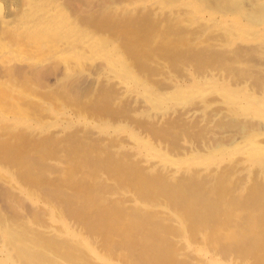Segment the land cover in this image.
<instances>
[{"label":"bare ground","instance_id":"1","mask_svg":"<svg viewBox=\"0 0 264 264\" xmlns=\"http://www.w3.org/2000/svg\"><path fill=\"white\" fill-rule=\"evenodd\" d=\"M219 1H220L219 3H222L223 5L222 4H218V1H216L218 6L222 5L223 8H222V6H219L221 8L216 6L215 0H0V34L2 33V30H3L4 26L7 27V28L8 27L15 28L17 26H13V25H15L16 23L19 22L20 26H19V29H18V33L20 31V32H22L24 34H27L28 37L31 39L30 40L31 42L35 41L34 44H36V42H38L39 44L40 43L42 44V42H43V43H45V45L48 46V51L46 50V54L45 55L40 52L41 49L39 47L38 48L35 47L37 50L40 49V50H38L39 51L38 52L39 55H37L38 56V60L35 61V59H34L33 63L29 62L30 64L28 62H26L29 65L28 64H23V63H25V61L24 62H22V61L21 62L13 61L14 63L13 62L10 63L9 61H7L8 63L5 64V67H3L4 64L2 66L0 65V76H2L4 73L6 75H7V73L8 74L10 73L9 75L12 74V77H16V78H22L23 77V78H25V75L26 76H27V74L29 75V73L32 71L31 68H34L35 66H37V65H39L41 63L43 65L44 61H40L41 59L42 60L47 59L45 56L48 55V54L54 55L53 53H56V52L59 54L61 49L63 50V53L61 55L62 56L64 55V58H67V60L77 59V57L75 56V54L77 55V52L76 53L75 52H71L70 50L66 49V47L71 46V48H72L73 45H75V43L78 40H84V41L85 40H87V41L91 40L90 38L93 37L94 35L90 34L91 32L88 29L89 25H88V27H87V25L84 26L83 21L85 20L86 22H88L90 20L89 18H92V19L94 18L96 20L98 18L97 15H99V17H100V15H102L101 17H103V16L105 17L106 15H104V14L107 11L108 12H110V11L112 12V11H115L116 9H118V8L119 9L123 8L124 10H121L122 11L121 14L125 13V14H123L124 15L123 17L125 18L126 14L127 15L129 14L128 16H132L131 14H133L134 17H135V15L137 16V14L140 12V10L141 11L145 10V12L147 11L146 13H148L149 10L150 11L151 10L154 11L155 9L160 8V10L163 13V15H162L163 19H165L164 17H166L165 14L166 15L168 14V13L165 12L167 9H170V11L172 9L171 14H173V12L178 13L179 15L182 14L184 16H185V14H188V15H190V17L193 18L194 14L191 11H194V10L192 8H194L196 6L200 7L202 5H205L206 7H209V6L213 7L212 9H214V7L215 8L217 7V8H219L218 10H221V12L224 11L223 13H226L229 10H232V11H234V10H238L239 11L240 10V12H241L240 14L245 18V20H247V24H246L245 27H243L241 30H239L237 32V37H241V36L246 37L245 39L246 40L248 39L250 41V43L248 44V46H239L238 45L239 47L234 48L235 50L233 51V49H231L228 46V43H225L227 41V39H224V40L222 39V41L220 39V41H219V37H218V41L219 42H217V41H214L213 43L205 42V44L202 45L203 47L201 46L202 48H200V46L199 47H194V45H193V47L191 48V50H193L192 52H200L201 51L200 53H194L195 57H196V60L197 59H200V60L204 59L203 61H205L206 65H207L208 63L211 64L210 61H209L210 58L211 59L213 58V61H214V58L217 59V61H219L220 59L222 60V58L224 56L231 55L233 57V67L232 68H234V70H232V73H235V75L238 74V70H236V68L239 69L242 66H243V68H245V70H243V71H246V69H247L246 67L248 66V68L250 67L251 69H254L255 72H257V74H255V72H254L255 75L251 73L252 77L254 76V78L255 77L258 78V79H256V78L253 79L252 78L253 80H256L257 82L255 84H253V83H251V84L254 85V88L256 87L255 89H257V88L258 89H264V0H219ZM178 2H179V4H178ZM175 3H176V5L177 4L178 5L174 6ZM212 3H215V4H213L215 6H213ZM171 5H173V6H171ZM127 6H128V8H127ZM124 7H126V8H124ZM164 8L166 10H163ZM134 10L135 11L139 10V12L136 11L137 14H134L135 13ZM118 13L119 12H117V14ZM142 13H140V15H142ZM146 13H144V14L146 15ZM235 14H236V12H235ZM94 16L95 17L97 16V17L95 18ZM142 16H140V19H141L140 22L142 21V23H143L142 25L146 26L147 24L145 25L146 22L145 23L143 22L144 20H142V18H141ZM106 18H107V16L104 19H106ZM126 18H129V17H126ZM137 18H139V17H137ZM147 18H149V17H147ZM109 19H110V17H109ZM109 19L107 18L106 20L109 21ZM189 19H190V23L191 24H192L193 21L198 20L200 22H197L196 24H200L201 26L203 25V27H201L199 25L200 28H198V32H200L199 31L200 29L203 30V28H206L205 24H207L209 22V19H207L206 17L201 18V20H200L199 17L194 18L195 20H191V18H189ZM137 21H138V19H137ZM129 22H127V23L131 27L132 22H131V24ZM140 22H139V24H140ZM172 22H169V23L171 24ZM91 23H93V22H91ZM91 23H90V25H91ZM104 23H105V21H104ZM147 23H149V22H147ZM167 23L168 22H166V24ZM88 24H89V22H88ZM99 24H100V22H99ZM101 24H102V22H101ZM172 24H174V22ZM124 25H126V23ZM140 25H137L136 28H138V26L140 27ZM208 25L209 26H214L216 24L215 23H210ZM227 25L228 24H226V27H227ZM96 26H98V24H96ZM113 26H114V24H113ZM134 26H136V25H134ZM144 26L142 28H144ZM174 26H172V27L176 28V26L175 27ZM230 26L228 25V27H230ZM100 27H105V26H100ZM110 27H111V25H110ZM231 28H232V26H231ZM126 29H128V28L126 27ZM8 30L10 31L11 28L8 29ZM92 30L93 29H91V31ZM106 30H107V27H106ZM134 31H132V32H134ZM178 31L181 32L182 29L179 30V28H178ZM186 31H187V29H186ZM224 32L226 34H228L226 29H224ZM18 33H16V34H18ZM199 34L205 35L203 33H199ZM222 34H220L218 36H221ZM18 35H22V34H18ZM135 35H137V33ZM233 35H235V34H233ZM140 36H141V34H140ZM182 36H185V35H182ZM199 36H201V35H199ZM214 36H215V33H214ZM224 36H226V35L224 34ZM189 37H192V35L189 36ZM142 38H143V36H142ZM161 38H159V39H161ZM221 38H223V37H221ZM104 39H105L104 36H103L102 40L98 41L96 39L97 43H96V41H94L96 43V45H97L96 47L92 44L93 40L90 42L93 45V46H90V48H91L92 52L94 53V54L91 53L92 56H94V61H92V62L95 63L97 61V60H95L96 59V55L100 56V57L103 56L105 58L104 64L106 63L107 66H109V68L111 69V70L109 69L111 71V73H113L116 77L120 78V80L122 79L125 83H127L129 85L133 84L135 82V80L139 79L140 75H139V77H137L138 79H135L136 76H133V74H132L135 71H132L131 69H129L131 66L128 63H126V62H125V64L127 65V67H126V65L124 66V64L122 65V63H121L122 59L120 60L116 56L117 54H115V50L116 49H114V47H111V48L108 49L109 41L108 40H104ZM106 39H110V37L106 38ZM173 39H174V37H173ZM185 40L188 41V42L192 41V39L190 41L188 39H185ZM215 40H217V39H215ZM179 41H178V43H179ZM171 42H170L169 45H172ZM0 43H1L0 45L2 47H5L6 44H7L2 39L0 40ZM24 43H25V41H24ZM38 43H37V45H38ZM90 43H89V45H91ZM163 43H164V41H163ZM181 43H182V41H181ZM218 43H220V44H218ZM223 43H225V44H223ZM61 44H64V45L61 47L60 46ZM165 44H168V43H165ZM76 45H78V43ZM175 45H174V47H175ZM1 46H0V48H1ZM180 46H181V44H180ZM79 47L80 46H78V48ZM92 47H94V49L97 50V51H99L98 49H100L99 52H101V50H102V55H99L100 53L99 54H95L96 51H94L92 49ZM139 47H140V44H139ZM148 47L150 49V46H148ZM176 47L179 48V44ZM181 47L184 48V46H181ZM181 47H180V49H181ZM7 48H8V46H6L5 50H8ZM78 48L76 49L77 51L79 50ZM85 48H89V47L85 46ZM90 48L88 49L89 51H87V53H89V55L91 56ZM145 48H147V46ZM17 49H18V47H17ZM141 50H143V48ZM20 51H21V49H20ZM174 51H177V50L175 49ZM186 51H189V50H186ZM144 52H147V51H144ZM139 53H141V52H139ZM72 54H74V56H72ZM89 55L87 54V56H89ZM143 55H147V53H145ZM37 56H35V57H37ZM39 56H41V57L39 58ZM185 56L186 55H184V57ZM188 56H190V55H188ZM49 57H50V55H49ZM49 57H48V59H49ZM123 57H125V56H123ZM227 57H229V56H227ZM85 58H86V56H85ZM83 59H84V57H83ZM98 59H100V58L98 57ZM79 60L76 61V62H79ZM183 60H182V62L185 61V60L184 61ZM223 60H224V62H223L224 67L223 66L222 67L224 69V68H226L225 67L226 66L225 65L226 59L223 58ZM122 61H125V60H122ZM179 61H181V60H179ZM189 61H191V60L189 59ZM213 61H211V62H213ZM54 62H53V64H54ZM70 62H72V61H70ZM81 62H82V60H81ZM143 62H144V60L143 61L141 60V63H143ZM88 63L89 62H86L85 64H88ZM188 63L186 62V64H188ZM229 63H228V65H229ZM65 64L68 65V67H69L68 71L69 72H67V70L65 69L66 73H63L62 75L59 74L60 76L57 75L53 79H50L47 82L46 85L48 87L49 86L54 87V86H57L58 84H60V85H62V87H63V89L65 91H67V92L71 91L72 94L73 93H77L78 91L76 89H79L82 85H84L88 81V78L89 77L91 78L92 75H89V73H88L89 71L86 72V70H84L85 72L81 71V73H78V71H76L77 68L76 69L73 68L74 71H75V74H74L73 70L70 68L69 63L66 62ZM144 64H145V62H144ZM216 64L217 63H215L214 65L217 67ZM105 65H103V66L106 67ZM178 65H180V64L178 63ZM196 65H197V63H196ZM200 65H201V63H200ZM202 65H204V64H202ZM244 65H247V66L244 67ZM128 66H130V67H128ZM185 66L187 67V65H185ZM190 66H193V65H190ZM211 66H212V64H211ZM64 67L66 68V66H64ZM202 67H203V69L205 68L204 66H202ZM80 68H81V66H80ZM101 68H99V70ZM209 68H211V67H209ZM193 69H194V67H193ZM228 69H226V70H228ZM96 70H98V68ZM130 70H131L132 73L130 72ZM197 70L199 71L198 68H197ZM208 70L209 69H207V71H204L202 73L199 72V73H201V78H202L201 80H205L206 78L208 79L209 77L211 78V76H209L208 72H213L214 69L212 71H208ZM248 70L250 71V69H247V71ZM95 72H97V71H95ZM243 73H242V75H243ZM45 74H46V72H45ZM246 74H247V72H246ZM247 75H244V77L246 76V78H245L246 82H247ZM198 76H200V74ZM198 76H197V78H198ZM223 76H225V75H223ZM230 76H232V75H230ZM240 76H241V74H240ZM7 77H8V75H7ZM27 77H29V76H27ZM111 77H112V75H111ZM244 77H242L241 79H244ZM140 78H142V77H140ZM199 78H198V80H199ZM28 79L26 78L25 81H27ZM63 79H64V81H63ZM186 79H188V78H186ZM228 79H231V78H227L225 80V82L228 81ZM248 79H251V76ZM143 80H144V78L142 79V82H143ZM244 81L245 80H242L240 83L245 84L246 82H244ZM142 82H139V83L142 84ZM175 82H176V80H175ZM175 82H174V84H175ZM205 82H207V81H205ZM228 82H230V81H228ZM248 82H249L248 84L250 85L251 81H248ZM145 83L146 84H144V82H143V84L141 86L143 87V85H145L147 87V85L149 83L146 82V81H145ZM240 83L238 82L239 85H240ZM43 84H45V83L43 82ZM136 84H137V87H138V85H140V84H138V82H136L134 85H136ZM226 84H228V83H226ZM213 85L214 86L210 85L211 88L209 86H207V87H209L210 90L212 89L211 90L212 91V95L213 94H217V95L222 97V99L224 100L223 102L226 101V102L229 103L228 105L231 104L232 106H231L230 109L233 110L232 113H236V115H237L236 118L235 117L234 118L225 117L226 114H225V116H222L220 118L219 117V116H221L220 112L219 113H214V112H216V110H214V112L211 111L212 114L210 112L211 115H209L208 117H207V115H204L203 110L205 109V107L207 108L208 105H206L204 103L205 101H203V100H204V97L207 96V92L209 90H207V92L205 91L206 92V94H205V92L203 91V88L202 89L201 88L200 89H198V88L197 89H193L192 88L193 90H190V88H189L190 91H187V89H186L187 92H183V90H182V92H178L179 90H177V89H175V90H177L175 92V90L173 88L174 92L171 91V92H173V94L171 93L170 94L171 96L170 95L168 96V93L165 94L163 92V94H160L159 91L158 92H159L160 95L156 94L158 92H154V90H151L152 88H149V86H148V88L151 91H147V90H149L148 88H145L146 90L144 91L143 90L144 87H145L144 86L143 88L140 87V88H142L143 92H139V93L141 94V97H143V99H145V100L142 99L145 102V104L146 103H151L152 107L149 106V108L151 107L150 111L152 109V110H155L156 112L158 111V113H156V114H159V111L164 110L165 112H162V113H165L164 115H166V113H168V115H169V112H170V114L173 112V115H174L178 111V110H175V107H172L173 105H185V104H188L193 99H203L202 103H204V105H205L204 108H201V107H198V106H196V107L194 106V107H188L187 109L181 110L180 112L178 111L179 112L177 114L178 115V119H176V120H174V117L172 115H170L169 117H165L164 115L163 116L157 115V116H152V117L150 116V119L153 118L150 121H156V124L158 122L164 121L165 124H163V122L161 124L162 128L165 129V127H168V129H170L169 136L167 134H165L163 137L168 139V141L170 142L169 145H171L173 150L177 152L176 154H178V156L181 155V153H182V155H181V157H182L184 155L183 153L186 152L187 150H188V152L191 151V150H193L195 152L196 150H194V149H200L201 152L202 151L208 152V151H213V150H217V151L223 152L226 149L228 150L229 148L234 147L232 145H235L234 143L240 142L239 141L240 137H244L245 141H243V142H247L246 144H248V147L245 149V151L243 153L247 154L248 159L249 160L252 159V160L255 161L257 159L259 160L262 156L264 157V147H263L264 143H262L263 144L262 145V144H260L261 142H258L259 139L257 141L254 140L255 133L258 132L259 128H263L264 129V100H261L260 98L252 99L251 102H253V103L248 102L246 106L244 105V108H243L242 112H243V114H245L246 112H249L250 116H252V115L253 116L252 117L246 116V114H245V116L244 115L242 116V112L241 111L234 109V107L235 108L237 107V105H238V103L240 101V99H239L240 97L234 91L233 92L229 91L228 87L223 85V84L213 83ZM245 85H247V84H245ZM128 86L127 85H125V86L122 85L121 86L122 88L120 89L121 93L123 95H125V96L129 95V96L132 97L137 92L134 91L135 93L134 94L132 93L133 95H130L129 93H131V92H128V91L130 90L131 87H128ZM4 87H6V85H4ZM38 87H39V85H38ZM137 87L135 86V88H133V90L136 89ZM234 87L238 88L240 86L235 84ZM126 88H129V89L126 90ZM204 88H206V87H204ZM248 88H249V86H248ZM254 88L252 89V91H254ZM241 89H242V87H241ZM57 90H58V88H57ZM133 90L131 89V91H133ZM204 90H206V89H204ZM232 90H234V89H232ZM61 92H63L62 89H61ZM260 92H262V91H260ZM0 93H1V90H0ZM24 93H26V92L24 91ZM106 93H107V91H106ZM161 93H162V91H161ZM208 94H210V91H209ZM254 94H256V92ZM261 94H260V96H261ZM161 95H163V96H161ZM4 96H6V95H4ZM79 96H80V94H79ZM129 96H128V98H129ZM137 96H139V95L136 94V97ZM132 98H133V101H134L135 97H132ZM132 98H130V101H131ZM137 98H136L135 101L139 102V99H141V98H139V99H137ZM3 100H5V99H3ZM21 100H23V99H21ZM16 102H18V100H16ZM107 102L109 103L110 101H107ZM144 102L138 103V104H141L140 107H139V111L142 109L141 107L144 106L143 105ZM133 103H135V102H133ZM14 104H16V103H14ZM221 104H223V103L221 102ZM188 105H190V104H188ZM256 106H259V108H255ZM21 107H22V105H21ZM146 108H148V107H146ZM148 109H144V110L149 111ZM144 110H141L140 112L141 113L143 112V114L146 113V111H144ZM13 111H14V109H13ZM137 111L138 110H136V112ZM21 112H22V110H21ZM153 112H149V113H151V115H152ZM199 112L201 114L200 116L198 115ZM17 114H19V113H17ZM128 114H129V112H128ZM208 114H209V112H208ZM146 115H148V114H146ZM227 116H229V115H227ZM147 118H148V116H147ZM167 118H169L170 120L173 118L174 121L170 123L169 120H166ZM225 118H228V119H225ZM216 120L217 121L221 120V121L216 123ZM142 124H144V123H142ZM153 124H155V122ZM14 125H15V123H14ZM159 126H157V127H159ZM151 127L154 128V126H152V124H151ZM28 128H26V129L30 130V127H28ZM155 129L159 130V128H155ZM160 130H161V128H160ZM165 130L161 131V133L163 134L165 132ZM151 131L154 132L153 130H151ZM175 131H180V132L176 134ZM263 131L261 129V132H263ZM27 132L28 131H25L24 133H27ZM89 134H90V132H89ZM90 135H88L87 139L90 140L91 142L86 140V139H83V138L73 137L72 136V139H71L72 141L71 142H74V143H71V144L72 145L73 144L76 145V148H73V147H72L73 149L70 148V150H72L71 155L73 156V160H74V161L73 160H71V161H73L74 164L71 162L72 167L70 165L71 168H70V170H67L68 172L65 171V173H63L64 171H58V172H60V174H57V175L58 176L60 175L59 176L60 178L57 179L56 181H53V183H51V184L48 182V180H50V179H47V178H48V175L51 173V171L54 170V168L52 166L49 167L50 165L48 166V164L44 160V158L43 159H37L36 155L34 157L33 155L36 154V151L31 152V153H34L33 155L30 153L31 157L27 156L25 158V156H24L23 164L21 162V164H22V175L24 177V180H26L28 183H31L32 185H34L35 188H37L38 191H40L42 193L43 197H45V199H46L45 203L47 204V206H46L47 212L50 213V212L53 211L52 212V218L53 219L55 218L56 220H58V222H59L58 224H60L61 227L63 228L62 230H64L67 233H70V236H71V234H74V230H76L77 228L76 229L74 228L72 230L71 229L72 227L68 226V225H71V224H67V222H66L67 219H68V218L66 219V217H69L68 215L66 217L64 216L66 213H68L69 215L71 214L70 216H72L74 219L76 218L78 220H82L80 222L78 220H75V221H77L78 223L83 222L84 225L81 223V227L85 226V227H87V229L89 228L92 238H93V234L95 236L96 235L97 236L98 235H102L100 237H104L103 239H105V241L107 242V245H108V247L110 249L109 251L111 253H113V255H115L116 257L118 256V255H116V253H120L121 256L123 257V258L122 257L121 258L123 260H125V262L128 263V264H176V262H178L179 260H176L175 257H178V255L180 256L179 252L176 250L177 246L173 248L171 245L174 246L175 244H170L171 242L167 238H165L166 234H168V232H170L169 230H170L171 227L169 228V230L166 233L165 230L168 229V227H166V229L164 227H162L163 224H162V222H160V217H159V220H158L155 215L148 214V212L146 213L145 212L146 209L144 211V209H142L143 207L141 208V206H139L138 208L131 206L132 208L130 210H128V209L124 210V209H122L124 207L121 208L120 206L109 207V206H112L111 205L112 203L110 205L107 204L108 203V194H110L111 192L109 193L108 190H107L108 186H106V184H104L107 187L106 188L101 182L102 179L98 175L101 172V169L104 168L103 170L110 171L112 174L115 175V177L119 178L120 181H121V179H124V178L128 179L127 180L128 183L127 182L126 183L130 187L132 186L131 185L132 183L129 184V178L132 177V178H134L135 181H137V173H136L137 170L134 171L135 169H132V165L129 164L130 162L128 163L129 159H128V156H127L126 152H125L126 154H123V155L121 154L122 153L121 152L120 154L122 156L119 154L121 157H116L117 153H116V155H114L115 152L114 153L113 152L109 153V152H111L110 150L105 152L107 146H104V145L100 146L101 144H103V143H101L103 141V139H101L102 140L100 142L101 144H99L98 142L100 140H96V139H99V138L97 137L95 139L93 137V139H92ZM137 135L134 134V136H136V138H138ZM76 136H78V135H76ZM181 137H183V139L187 137V138H190L192 141L195 140L196 142L194 141L195 143L192 144V143H190L191 141L189 143H187V142H184V140H183L182 141L183 143H182L181 142V140H182ZM19 138H20V136H19ZM85 140L87 142H89V143L85 142ZM186 141H189V139L188 140L186 139ZM45 142H47V141H45ZM166 143H167V141H166ZM25 144L24 145L21 144L20 147L26 146V149L24 147V150H26V151L30 150V148L27 149V147H31V146H27ZM83 145H86V147L87 146H90L92 148L94 147L95 149L92 150V154L88 153V152H85L87 149H85V151H83L84 150ZM118 145H119V143H118ZM238 145H241V143L238 144ZM238 145H237V147L233 148V150H240ZM0 146L4 147L3 150L5 151V147L7 146V143H5V142L3 143L2 142V144ZM62 146H64V145H62ZM144 146L146 148V145H144ZM144 146H142V147H144ZM171 146H169V147L171 148ZM107 148H109V147H107ZM7 149H9V148H7ZM20 149L23 150V148H20ZM241 149H243V147H241ZM89 150H91V148L88 149L87 151H89ZM18 151L21 152L19 149L17 150V152ZM54 151H55V149H54ZM169 151H170V149H169ZM174 151L171 152V154H173ZM178 151L181 152V153H179ZM11 152H12V150H11ZM17 152H15V153H17ZM27 152L24 151L23 154L24 155H28ZM147 152L148 151H146V153ZM201 152H199V154ZM204 152H203V154H204ZM190 153H192V152H190ZM11 154H14V153H11ZM150 154L151 153L149 152L148 156L147 155H145V156L151 158ZM171 154H169V155L174 157V155H171ZM205 154L208 155L207 153H205ZM0 155L2 156L3 153L0 154ZM5 155H3V156H5V159H6V157H8V155L6 153H5ZM21 155H22V153H21ZM37 155H38V153H37ZM166 155H167V152L166 153L162 152L160 154V157L165 159L166 162H168V164H170L171 166L175 165L177 160L171 159L169 156H166ZM22 156H20V157H22ZM196 156H198V155H196ZM11 157L13 158L14 155L13 156L11 155ZM20 157H19V160H20ZM99 157H101L102 159L104 157L106 160L99 159ZM185 157L188 158V155H185ZM192 157H195V156H192ZM258 157H260V158H258ZM9 158H10V156H9ZM189 158H190V156H189ZM225 158H227V157L224 156L223 159H225ZM8 159H6L5 161H7ZM17 159H18V157H17ZM17 159L16 160L14 159V160L17 161ZM151 159H153V158H151ZM151 159H149V160L151 161ZM223 159L221 158V160H223ZM248 159H247V161H248ZM187 161H189V160H187ZM1 162H3V161H1ZM8 162L9 161H7V163ZM67 162H68V160H67ZM148 162H147V165H149ZM163 162L164 161L162 160V163ZM240 162H242V161H240ZM153 163H155V161H153ZM159 163H160V160H159ZM9 164H11V163L9 162ZM14 164H15V162H13V166L16 167ZM17 164H19V161H18ZM183 164H184V162H183ZM185 164L186 165H191V163H188V162H185ZM235 164H236V162H235ZM161 165L158 164L159 167ZM193 165H195V164H193ZM11 166H9V167H11ZM158 166H156V168ZM147 167H149V166H146V168ZM163 167H166V166H163ZM163 167L159 169V171H160V172L158 171L159 173L156 170H153V169H152L153 171L150 170V173L156 171L157 175L155 174L154 176H151L150 173H148V175L147 174L145 175L144 171L145 170L147 171V169H145V170L141 169V170H143L142 171V178L144 180L141 179L142 181H140V184H137V186L138 185L140 186L139 188H140V190H141V192L143 194H144V192L142 191V189L143 190L145 189L148 192L146 194V196L148 194L152 195V198H151L152 200L150 199V197H147L146 200H145L146 202H148L149 204H151V203L155 204L154 201L157 200V199H155L154 197L157 195V192H161V194H162V192H165V195L167 194V196L171 200H173L174 202L179 204L178 206H176L177 208L179 206L185 208V210L184 209L183 210L186 211V214L184 213L185 216H184L183 220L181 219L182 221L188 222L189 224L191 223L194 226L193 230H195L197 232H199V230H200L201 233L206 230L205 228L212 227L213 228V233L212 234L214 236H216L214 238L220 239V242H222V241L225 242L223 244H219L220 245L219 250H217V248H218L217 245L215 246V247H217L216 250H215L216 252L219 251V253L221 255L223 254L226 258H228V260H229V257H228L229 254L237 252L238 254L241 255V258L243 256L246 261L250 259L251 262H249L250 260L248 261L250 264H264V184L257 185L255 189H252L248 193V197L246 196L245 199L244 198L240 199V200H243V201L239 202V200H238V202H237V200L235 199L236 202L234 204V207H236L235 208L236 213L238 215H240V218L238 217L240 219V222L238 224L237 222H238L239 219L237 221L235 220L238 225L234 224L236 230L231 227L232 230H235V231L232 232V233L228 232L229 233L228 236L230 238H226L225 236H224L225 238L217 237V236H221L220 232H221V230L223 228V227H221L222 226V221L225 220V217L226 218L227 217L229 218L230 216H231V218L235 217V215L233 214L235 212L233 210H232L233 211L232 213H230L231 210H230V212H228L227 210H228L229 207L226 210V204L225 203H220V201H222V199H220V198H222L220 196V191L222 189L224 190L226 188L225 185H227L228 186L227 189H231V191H233L235 189V185H234V188L233 187L230 188L229 185L226 184V183H229L228 181H232V180H229V179H232L230 177H229V179H227L228 177H227V174H225V173H228V172H225V173H222V174L220 172L218 174L219 175L218 176L219 178H218V177H216V175H215L216 173L213 170H211L212 172L210 171L208 173V175H204L203 172H201V171H199V172H196V171L194 172V170L193 171L192 170L188 171V168L186 167L185 169H182V171H181V169L178 170L181 173V174H179V172L177 173L176 168L175 169L174 168L170 169L169 167H166V169H165ZM167 168H169V169H167ZM225 169H228V168H226V166H225ZM196 170H197V168H196ZM198 170H200V169H198ZM232 170H234V172H236V174H237L238 169H232ZM232 170H229V171H232ZM54 171H53V173H55ZM223 171H225V170L223 169ZM246 171L247 170H245V172ZM110 172H108V173H110ZM216 172H218V170ZM245 172L243 174H248V173H245ZM263 172H264V160L262 161V163L260 165H256L254 167V173L253 174L250 173V174L253 175L252 179H254V181L252 179H251V181L254 182V183H258V180L260 179V174H262ZM81 173H84V174L82 175ZM229 173L233 174L232 172H229ZM51 175H52V173H51ZM110 176H111V174H110ZM234 176H236V175H234ZM2 177H4V176H2ZM20 177H22V176H20ZM8 178H10V177H8ZM17 178H18V176H17ZM140 178H139V180H140ZM126 179H124V182H125ZM226 179L228 180L227 182H226ZM6 180H9V181L5 182V183H8V184H6L8 186L10 185L9 182L13 183L12 181H10L12 179H6ZM134 180H132V181L134 182ZM260 180H262V179H260ZM235 181L236 182L237 181L240 182V180H238V179H235ZM243 181H244V179L241 182H243ZM17 182H18V180H17ZM103 182H104V180H103ZM232 182L234 183V181H232ZM239 182H237L236 185H238ZM263 182H264L263 180L259 181V183H263ZM119 184H120V182L118 183V185ZM223 185L225 187L222 188L219 191L220 187H222ZM242 185H243V183H242ZM8 186H5V184L0 183V264H95L91 260V258H93V257H91V256L89 257L87 252H86V250L87 249L90 250L91 248H93V245L98 240V237H97V239H96V241L94 243L90 242L91 240H93L90 237H89L90 239L87 238V240H85L86 237H85V239L82 238L83 241H73L71 239L69 240L67 237H65V236L62 237L61 235L58 234V233H60V230H61L60 226H58V228L60 227V229H55V231L59 230V231H57L58 233L54 232L51 235H48L49 238L46 237L47 236V232H46V236L44 235L46 230L45 231H43L42 229H41L42 231L40 230V228L44 229L45 226L47 227V225L45 224L46 222H43V220L45 221V219H43L45 217L44 215L47 214L45 212L46 210L44 209L45 210L44 211L45 214H44L42 212L43 209H41L39 206H38V208H40V209L35 208V205L28 198V195L30 196L29 192L26 189L22 188L24 186L20 187V186H17V185L15 186L14 184L13 185L11 184L10 185V189L7 188ZM111 186H109V187H111ZM118 187L121 188V185L118 186ZM126 187H128V186L126 185ZM130 187H129V189H130ZM213 187L216 188V190L214 192H212V188ZM239 187H243V186L240 185ZM232 188H233V190H232ZM236 188H237V186H236ZM131 189L133 191L134 188L131 187ZM210 189H211V191H209ZM227 189H225V190H227ZM112 190H113V188H112ZM223 190L221 192L224 193L225 191H223ZM235 190H237V189H235ZM242 190H244V189H241V190L239 189V191H242ZM247 190H250V189H247ZM40 192H38V193L40 194ZM137 192H139V191H137ZM151 192H153V193L151 194ZM232 193H235V191L232 192ZM228 194L230 195L231 193H228ZM33 196H30V198L33 197ZM110 196H112V195H110ZM142 197H143V195H142ZM158 197H160V196H158ZM168 197H165V199H164V197H162V198H163V200L167 199V202H168L170 200V199L168 200ZM244 197H245V195H244ZM139 198H140V196H139ZM141 198L139 199L140 203H141ZM162 198H160V199H162ZM124 199H122V200L124 201ZM219 199H220V201H219ZM31 200H33V199H31ZM109 200L112 201L111 199H109ZM118 200H119V198H118ZM136 200H137V198H136ZM235 200L232 199L231 201H235ZM223 201H224V199H223ZM159 202H160V200H159ZM159 202L157 201V203H159ZM113 203H115V202H113ZM117 203L119 205L122 204L121 206H124V204H125V203L123 204L122 202H117ZM148 203H145V204L148 205ZM170 203H172V201ZM176 203L174 205H176ZM48 204L50 205V207L48 206ZM159 204L161 205V203H159ZM159 204H158V206H159ZM156 206H157V204H156ZM169 206L172 207V209H173V204H172V206L171 205H169ZM48 207H49V210H48ZM234 207H233V209H234ZM181 209H180V211H181ZM152 210H153V208H152ZM180 211H179V213H180ZM55 212H58V215ZM153 212L155 213V211H153ZM170 212H172V211H170ZM174 212L175 211H173V213ZM173 213H172V215H173ZM228 213H230V214H228ZM59 214H63V216H64V218L66 220L63 219V217H61ZM181 214H182V212H181ZM177 216H179V215H177ZM48 218L50 219V217H48ZM73 218H72V220L74 221ZM236 218H234V219H236ZM171 219H172V217H171ZM234 219H232L233 220L232 222H234ZM254 220H256L255 222H257V223H255ZM168 223H169V221H168ZM75 224H76V222H75ZM35 225H38V227L35 228ZM192 225H190V227ZM51 226H52V224L49 227H51ZM170 226H173V225L170 224ZM231 226H233V223H232ZM49 227H48L47 230L50 229ZM73 227H74V225H73ZM185 227L190 228L189 225L185 226ZM228 227H229V225L227 227H224L222 232L225 231V229H227ZM54 228H57V227H54ZM54 228L51 227V229H54ZM85 230L86 229H84V233L87 234L88 231L86 230V232H85ZM207 230H208V228H207ZM209 230L211 231V229H209ZM232 230L230 229V231H232ZM64 231H62V232H64ZM76 231L78 232V229ZM175 231H177V230L174 229V232ZM186 231H188V230L186 229ZM195 231H193V232H195ZM65 232H64V234H65ZM164 232L166 233L165 236H164ZM181 232H183V231H181ZM190 232H191V234H193L192 230ZM197 232H195V233H197ZM78 233H80V232H78ZM185 233H182V234H185ZM60 234H62V233H60ZM64 234H62V235H64ZM180 235L181 234H179V237L182 239V237H181L182 235L181 236ZM261 235L263 237L262 238L263 240H259V236H261ZM77 236H79V235H77ZM83 236H86V235H83ZM173 236L174 235H172V237ZM175 237H178V235L175 236ZM184 237H186V235L183 236V239H184ZM209 237H211L210 233H209ZM191 238H192V236H191ZM195 238H197V237H195ZM211 238H213V237H211ZM197 239H200V238L198 237ZM225 239H226V241H225ZM216 240H215V242H216ZM100 241H101V239H100ZM100 241H97V243L100 242ZM102 241H104V240H102ZM210 241H212V240H210ZM172 242H174V241H172ZM185 242H187V241H185ZM199 242H201V241H199ZM97 243H96V245L98 246ZM104 244H105V242H104ZM182 244H183V242H182ZM192 244H193V242H192ZM100 245H102V244L100 243ZM187 245H189V244H187ZM203 245H201V246H203ZM105 247H106V244H105ZM95 248H93L94 251H95ZM181 248H178V249H181ZM213 248H210V249L213 250ZM93 249H92V251H93ZM205 249H206V247H205ZM207 249H208V247H207ZM186 250L189 251V248H187ZM100 251L103 252L102 250H100ZM100 251H98V249H97V252L100 253ZM106 251H108V250H106ZM105 252L103 254H101L103 256V260H104V258H107L105 260H108V261L111 260V259H109V256H113V255H111V254L109 255L108 253H106V254L109 255L108 257H106L107 255L104 256ZM213 252H212V254H213ZM219 253H217V255H219ZM212 254H211V256H212ZM234 254H233V257H234ZM185 255H184L183 258H186L185 259L186 264H222L221 261L217 262L214 259H210L209 260V258L208 259L207 258H200L199 262H195L196 260L194 258V254L191 253L190 251H189L188 254H185ZM231 255H229V256L231 257ZM215 256H216V254H215ZM215 256H213V257H215ZM225 257L223 258V260L225 259ZM172 258L175 259V260H173V262H175V263L171 262ZM215 258L218 259V256L215 257ZM241 258L238 257V259H241ZM119 259L120 258H118V260ZM93 260H94V258H93ZM111 261L114 262L113 259ZM122 261L119 262V263L120 264L123 263ZM181 261H183V259ZM112 262L109 261L106 264H113ZM244 262L242 261L241 264L244 263ZM178 264H181V263L178 262ZM183 264H185V263H183Z\"/></svg>","mask_w":264,"mask_h":264},{"label":"rangeland","instance_id":"2","mask_svg":"<svg viewBox=\"0 0 264 264\" xmlns=\"http://www.w3.org/2000/svg\"><path fill=\"white\" fill-rule=\"evenodd\" d=\"M216 1H218V4H222V3H219L220 1L219 0H215V2ZM175 2V1H174ZM178 4H179V2H178ZM177 4V5H178ZM213 4H215V3H212V5ZM218 4H217V2H216V6H218ZM176 5V3L174 4V6H177ZM223 5V4H222ZM222 5H219V6H222ZM171 6H173V5H171ZM170 6V7H171ZM213 6H215V5H213ZM218 6V7H219ZM124 8H126V7H124ZM127 8H128V6H127ZM210 8V9H209ZM213 7H206L205 5H202V6H196V7H194V8H192L194 11H191L193 14H194V17L192 18V17H190V15H188V14H185V16L184 15H182V14H178V13H175V12H173V14H171V12H172V9H171V11H170V9H163V10H166L165 12L166 13H168L167 15L169 16H167L166 14H165V16L166 17H164L165 19H163L162 18V15H163V13H162V11L160 10V8H157V9H155L154 11L153 10H149L148 11V13H146L145 12V10H143V11H141L140 10V12H139V10L137 11V12H139L138 14H137V12L135 11V13L134 14H137V16L135 15V17H134V15L133 14H131L132 16H128L127 14H126V17H129V18H124L123 16V14H125V13H123V14H121V10H124L123 8H118V9H116L115 11H110V12H106L104 15H106L107 16V18L109 19V17H110V19H109V21L108 20H106V19H104L103 17H101L102 15H100V17H99V15H97L98 16V18L95 20L94 18V20L92 19V18H89L88 20V22H89V24H88V22H86L85 20L83 21V24H84V26L85 25H87V27H88V25H89V27H88V29H89V31L91 32L90 34H93L92 36L93 37H91L90 39L91 40H89V41H87V40H78L76 43H75V45H73V47L71 48V46H69V47H66V49H68V50H70L71 52H77V55L75 54V56L77 57V59L79 60V62H76V61H78L77 59H73V60H67V58H64V55L62 56L61 54L63 53V50L61 49V51L59 52V54L57 53H53L54 55H51V54H48V55H46L45 57L48 59V57H49V55H50V57H49V59L47 60V59H45V60H40V61H44V63H43V65H42V63L41 64H39V65H37V66H35L34 68H31L32 69V71L29 73V75L27 74V76H29V77H27L26 75H25V78H16V77H12V74L11 75H9L7 72V75H8V77H7V75L5 74H3L2 76H0V90H1V93H0V98L2 99H0V145L2 144V142L4 143H7V146L5 147V151L3 150L4 149V147H1L0 146V154H2L3 153V155H5V153L8 155V157H6V159H8L9 158V156H10V158L7 160V161H9L11 164H9V162L7 163V161H5L6 159H5V156H1L0 155V183H2V184H5V186H8V185H6V184H8V183H5L6 181H9V180H6V179H12V180H10V181H12L13 183H11V182H9L10 183V185L12 184H14L15 186L17 185V186H20V187H22V186H24V187H22V188H24V189H26L28 192H29V194H30V196H33V197H31L30 198V196L28 195V198L30 199V201L35 205V208H38V206L41 208V209H43L42 210V212L45 214V212L47 213V214H45L44 216V218L43 219H45V221L43 220V222H46L45 224L47 225V227L45 226V228L43 229V228H40V230L42 229L43 231H45V233H44V235L46 236V232H47V236L46 237H48L49 238V236L48 235H51L52 233H58L57 231H59V230H56L55 231V229H60V227H61V225L60 224H58L59 222H58V220H56L55 218V220L57 221H55L53 218H52V212H47V209H46V206H47V204L45 203V197H43V195H42V193L40 192V191H38V189L37 188H35V186L34 185H32L31 183H28L26 180H24V177H23V175H22V164H23V158H24V156H25V158L27 157V156H30L31 154L33 155L34 153H31V152H34V151H36V154H34L33 156L35 157V155H36V158L37 159H43L44 158V160L47 162V164H48V166L49 167H53L54 168V172L55 173H53V171H51V173H52V175H51V173L48 175V178L47 179H50V180H48V182L51 184V183H53V181H56L57 179H59L60 177V175L58 176L57 174H60V172H58V171H64L63 173H65V171H67V170H70V168L72 167V164H71V162L74 164V160H73V156L71 155V152H72V150H70V148L71 149H73V148H76V145L75 144H71V143H74V142H71L72 140V136L73 137H79V138H83V139H86V140H88L87 139V137H88V135H90L91 136V138L93 139V137L96 139L97 137L99 138V139H96V140H100L98 143L99 144H101V143H103V144H101L100 146H107V147H111L110 149L109 148H107L106 147V150H105V152L106 151H111V152H109V153H114L115 152V154L114 155H116V153H117V155H116V157H121L123 154H126L127 153V156H128V163L129 164H131L132 165V169H135L134 171H136V173H137V181H135L134 180V178H129V184L130 183H132L131 185V187H133L134 189H133V191H132V189H131V187L127 184L128 183V179H126V178H124V179H126L125 180V182H124V179H121V181H120V179L119 178H117V177H115V175L114 174H112L110 171H108V170H103L104 168H102L101 169V172L98 174L99 175V177H101V182H102V184L104 185V184H106V186H108V188H107V190H108V192L110 193V194H108V203L107 204H111L112 206H109V207H117V206H120L121 208L122 207H124V208H122V209H124V210H130L132 207H136V208H138L139 206H141V208L142 209H144V211H145V209H146V213L148 212V214H151V215H155L156 217H157V219L159 220V217H160V222H162V227H164L165 229H166V227H168V229H166L165 230V232L167 233V231L169 230V228H170V232H168V234H166L165 232H164V236H165V234H166V236H165V238H167L171 243L170 244H175L174 246L173 245H171L173 248L174 247H176V250L179 252V254H180V256L178 255V257H175V259L176 260H179L178 262L179 263H181V264H183V263H185L186 264V261H185V259L186 258H183L184 257V255L185 254H188L189 253V251L191 252V253H193L194 254V258H195V262H199L200 261V258H209V260L210 259H214L215 261H221V263L222 264H241V262L243 261H245L244 263H242V264H250L249 262H251V260L249 261V260H245L244 259V257L242 256V258H241V255L240 254H238L237 252H234V253H231V254H229V255H231V257L228 255V257H229V260H228V258H226L223 254L221 255L220 253H219V251L218 252H216L215 250H216V248H217V250H219V247H220V245L219 244H223V243H225L224 241H222V242H220V239H217V238H214V237H216V236H214L212 233H213V228L212 227H207L208 228V230H207V228H205L206 230L205 231H203L202 233H201V231L199 230V232H197V231H195V230H193V228H194V226L190 223H188V222H184V221H182L183 220V218H184V216H185V214H186V211H184L185 210V208H183V207H181V206H179L178 208L176 207V206H178L179 204H177L176 202H174L173 200H171L168 196H167V194L165 195V192H162V194H161V192H157V195L154 197L155 199H157V200H155L154 202H155V204H153V203H151V204H149L148 202H146L145 200H146V198L147 197H150V199L152 198V195H150V194H148L147 196H146V194L148 193L145 189L143 190L142 189V191L144 192V194L141 192V190H140V186L138 185L137 186V184H140V181H142L141 179H143L142 178V171L143 170H145V169H147V171L145 170L144 171V174L146 175H148V173H150V170L151 171H153V170H156L157 172L159 171V169L160 168H162L163 166H166V167H169L170 169L171 168H176V171H177V173L179 172V174H181L180 173V171H178V170H180L181 169V171H182V169H185L186 167L188 168V171L189 170H194V172L196 171V172H199V171H201V172H203V174L204 175H208V173L211 171V170H213V171H215V175H216V177H218L219 175V173L221 172V174L222 173H225V172H234V170H232V169H238V171H237V174H236V172H234L233 174H228V173H225V174H227V179H229V177L230 178H232V179H229V180H232V181H234V183L232 182V181H228L227 179H226V182L228 181L229 183H226V184H228L229 185V187L231 188V187H233L234 188V185H235V189H237V190H233V188H232V190L233 191H231V189H227L228 188V186L227 185H225L226 186V188L225 189H227V190H223L222 188H224L225 186L223 185L222 187H220V189H219V191L222 189L223 191H225L224 193L223 192H221L220 191V196L222 197V198H220V199H222V201H220V199H219V201H220V203H225L226 204V210H227V208L229 207H231L230 209L228 208V212H230V210H231V212L230 213H232L233 211L236 213V211H235V208L236 207H234V204H235V202H236V200H237V202H238V200H239V202L240 201H243V200H240V199H245L246 198V196L248 197V193L252 190V189H255L256 188V186L257 185H261V184H264V182L263 183H259V181H264V172L262 173V174H260V179H262V180H258V183H254V182H252L251 181V179H252V174L254 173V167L256 166V165H260L261 163H262V161L264 160V157L262 156H260V157H258V158H260L259 160L257 159V160H249L248 159V157H247V154H244L243 152L245 151V149L248 147V144H246L247 142H243V141H245V139H244V137H240V139H239V141L240 142H238V143H234L235 145H232V146H234V147H231V148H229L228 150L226 149L225 151H223V152H221V151H217V150H213V151H208V152H204V151H202L201 152V150L200 149H194V150H196L195 152L193 151V150H191V151H189L188 152V150L186 151V152H184L183 154V158L181 157V155H182V153L181 152H179V153H181V155H179L178 156V154H176L177 152L176 151H174L173 150V148H172V146L171 145H169L170 144V142L168 141V139L167 138H165V137H163L165 134H167L168 136H169V134H170V129H168V127H165V129L164 128H162V126H161V124H162V122H163V124H165V122L164 121H162V122H158L157 124H156V121H150V120H152L153 118H151L150 119V116L152 117V116H157V115H159V116H163L165 113H162V112H165L164 110H162V111H159V114H156V113H158V111L156 112L155 110H152L151 109V111H150V108L152 107L151 106V103H146L145 104V102L143 101V100H145V99H143V97H141V94L139 93V92H143V90L145 91L146 89L145 88H148V86H149V88H152L151 90H154V92H160V94H163V92L166 94V93H168V96L172 93L173 94V88H174V90L175 89H177V90H179L178 92H182V90H183V92H187V91H190V90H193V89H202L203 88V91L205 92H207V90H209L210 91V94H208L209 93V91L207 92V96H205L204 97V100L203 99H193V100H191L188 104H190V105H188V104H185V105H173L172 107H175V110H178L179 112L181 111V110H184V109H187L188 107H196V106H198V107H201V108H204V103L206 104V105H208L207 106V108L205 107V109L203 110V112H204V115H207V117L209 116V115H211L212 114V112H214V110H216V112H214V113H219L220 112V114H221V116H219L220 118L222 117V116H225V114H226V116L225 117H228V118H236L237 117V115H236V113H232V109H230L231 108V104L230 105H228L229 103L228 102H223L224 100L222 99V97L221 96H219V95H217V94H213L212 95V89L210 90L209 89V87L211 88V86H214L213 85V83H218V84H223V85H225V86H227L228 87V89H229V91H231V92H235L240 98V101H239V103H238V105H237V107L235 108L234 107V109H236V110H239V111H241L242 112V110H243V108H244V105L246 106L247 105V103L248 102H251V100L252 99H254V98H260L261 100H264V89H255L254 88V85L253 84H255L257 81L256 80H253V79H255L254 78V76L252 77V74H254V72H255V70L254 69H251L250 67L248 68V66L247 65H244V67L245 66H247L246 68L247 69H250V71L248 70L247 71V69H246V71H243V70H245V68H243V66L241 67V68H236V70H238V74H236L235 75V73H232V70H234V68H232L233 67V57L231 56V55H226V56H224L223 58L224 59H226V61H225V67L226 68H224L223 69V67H224V65H223V62H224V60H223V58H222V60L220 59H218L219 61H217V59H215L214 58V61H213V58L211 59H209V61H210V63L212 64V66H211V64H207L206 65V63H205V61H203V60H200V59H197L196 60V57H195V54L194 53H200V52H192L193 50H191V48L193 47V45H194V47H199L200 46V48H202L203 46V44H205V42H208V43H213L214 41H217V42H219L220 41V39H221V41H222V39L224 40V39H227V41L225 42V43H228V46L231 48V49H233V51L235 50L234 48H236V47H239V46H248V44L250 43V41L247 39H245L246 37H243V36H241V37H237V32L239 31V30H241L243 27H245L246 26V24H247V20H245V18L240 14L241 12H240V10L238 11V10H234V11H232V10H229V11H227L226 13H223V12H221V10H218L219 8H221V7H219V8H215L214 7V9H212ZM222 8H223V6H222ZM137 9V8H136ZM119 10V11H118ZM157 10V11H156ZM117 12H119L118 14H117ZM143 12V13H142ZM155 12V13H154ZM235 12H236V14H235ZM109 13V14H108ZM116 13V14H115ZM140 13H142V15H140ZM144 13H146V15L144 14ZM175 13V14H174ZM112 14V15H111ZM112 17H111V16ZM115 15V16H114ZM142 16L141 18H142V20H144L143 22L145 23V25L146 26H144V25H142L143 23H142V21L140 22V16ZM179 15V16H178ZM96 16V17H97ZM109 16V17H108ZM95 17V16H94ZM95 17V18H96ZM121 17V18H120ZM137 17H139V18H137ZM147 17H149V18H147ZM169 19H168V18ZM191 18V20H195L194 18H196V17H199L200 18V20H201V18H203V17H206L207 19H209V22L207 23V24H205V27L206 28H203V30L202 29H200L199 31L200 32H198V28H200V24H196L197 22H200V21H198V20H195V21H191L192 22V24L190 23V19L189 18ZM218 17V18H217ZM144 18V19H143ZM167 18V19H166ZM104 19V20H103ZM115 19V20H114ZM126 19V20H125ZM136 19V20H135ZM137 19H138V21H137ZM147 19V20H146ZM189 19V20H188ZM87 20V19H86ZM165 20V21H164ZM167 20V21H166ZM170 20V21H169ZM96 21V22H95ZM104 21H105V23H104ZM130 21V22H129ZM174 22V24H172L173 22ZM91 22H93V23H91ZM99 22H100V24H99ZM101 22H102V24H101ZM109 22V23H108ZM118 22V23H117ZM127 22H129L130 24H131V22H132V24H131V27H130V25L127 23ZM135 24H134V23ZM139 22H140V24H139ZM147 22H149V23H147ZM165 22V23H164ZM166 22H172L170 25L168 24H166ZM189 22V23H188ZM229 22V23H228ZM90 23H91V25H90ZM111 23V24H110ZM116 23V24H115ZM126 23V25H124V24ZM195 25H194V24ZM210 23H215L216 25H214V26H209L208 24H210ZM96 24H98V26H96ZM111 25V27H110V25ZM113 24H114V26H113ZM183 24V25H182ZM226 24H228L229 26L231 25L232 26V28L234 27H236L235 29L233 28H231V26L230 27H228V25H227V27H226ZM116 25V26H115ZM125 27H124V26ZM134 25H136V26H134ZM137 25H140V27L138 26V28H136L137 27ZM176 26V28H173L172 26ZM189 25V26H188ZM200 25V26H199ZM208 25V26H207ZM13 26H17V27H15V28H12V27H3V30H2V33L0 34V40L2 39L3 41H5V43H7L6 44V46H8V50H5L6 49V46L5 47H2L1 45V48H0V65L2 66L3 64V67H5V64L6 63H8L7 61H9L10 63L11 62H13V61H15V62H24L25 61V63H23V64H28L29 62L30 63H33L34 62V59H35V61L36 60H38V56L37 55H39L38 54V50H40L41 49V53H43L44 55L46 54V50L48 51V46L47 45H45V43H43L42 42V44L40 45L38 42H36V44H34L35 43V41H33V42H31L30 40V38L28 37V35L27 34H24V33H22V32H20L19 31V33H18V29H19V26H20V23L18 22V23H16L15 25H13ZM92 26V27H91ZM100 26H105V27H100ZM109 26V27H108ZM120 26V27H119ZM144 26V28H142ZM148 26V27H147ZM171 26V27H170ZM174 26V27H175ZM238 26V27H237ZM91 27V28H90ZM106 27H107V30H106ZM124 27V28H123ZM126 27L129 29H126ZM201 27H203V25L201 26ZM7 28V29H6ZM11 28V32L8 30V29H10ZM109 28V29H108ZM122 28V29H121ZM131 28V29H130ZM146 28V29H145ZM178 28H179V30L180 29H182V31L180 32V31H178ZM229 28V29H228ZM15 29V30H14ZM91 29H93L92 31H91ZM113 29V30H112ZM135 31H134V30ZM186 29H187V31H186ZM224 29H226L227 30V32H228V34H226L225 32H224ZM131 30V31H130ZM176 30V31H175ZM132 31H134V32H132ZM156 31V32H155ZM168 31V32H167ZM178 31V32H177ZM191 31V32H190ZM203 31V32H202ZM93 32V33H92ZM132 32V33H131ZM224 32V33H223ZM15 33V34H14ZM16 33H18V34H22V35H18V34H16ZM95 33V34H94ZM137 33V35H135ZM147 33V34H146ZM156 33V34H155ZM164 33V34H163ZM182 33V34H181ZM191 33V34H190ZM198 35H197V34ZM199 33H203V34H205V35H202V34H199ZM214 33H215V36H214ZM222 34L221 36H218V35H220V34ZM97 34V35H96ZM134 36H133V35ZM139 34V35H138ZM140 34H141V36H140ZM145 34V35H144ZM170 34V35H169ZM210 34V35H209ZM224 34L226 35V36H224ZM233 34H235V35H233ZM27 35V36H26ZM131 37H130V36ZM154 35V36H153ZM164 35V36H163ZM182 35H185V36H182ZM191 36L192 35V37H189V36ZM199 35H201V36H199ZM99 36V37H98ZM103 36H104V40H108L109 41V47H108V49L109 48H111V47H114V49H116L115 50V54H117L116 56L121 60H125V61H122L121 60V63H122V65L124 64V66L126 65L125 64V62L126 63H128L130 66H128V67H130L129 69H131L132 71H135L134 73H132L131 72V70H130V72L133 74V76H136L135 77V79H138L137 77H139V75H140V77H142V78H140L139 77V79L138 80H135V82L133 83V84H127V83H125L122 79L120 80V78H118V77H116L113 73H111V69L109 68V66H107V64L105 65L104 64V62H105V58L102 56V57H100V56H97L96 55V59L95 60H97L95 63H93L92 61H94V56H92V54H94L93 52H92V50H91V48H90V46H97L96 45V43H97V40L99 41V40H102L103 39ZM136 36V37H135ZM142 36H143V38H142ZM163 36V37H162ZM176 36V37H175ZM187 36V37H186ZM210 36V37H209ZM237 38H236V37ZM102 39H101V38ZM110 37V39H106V38H109ZM162 37V38H161ZM173 37H174V39H173ZM179 37V38H178ZM218 37H219V41H218ZM221 37H223V38H221ZM226 37V38H225ZM24 38V39H23ZM27 40H26V39ZM124 38V39H123ZM139 38V39H138ZM159 38H161V39H159ZM164 38V39H163ZM171 38V39H170ZM182 38V39H181ZM97 39V40H96ZM173 39V40H172ZM176 39V40H175ZM185 39H188L189 41L192 39V41H190V42H188V41H186ZM215 39H217V40H215ZM93 40V41H92ZM131 40V41H130ZM144 42H143V41ZM146 40V41H145ZM168 40V41H167ZM172 42H171V41ZM176 42H175V41ZM180 40V41H179ZM208 40V41H207ZM210 40V41H209ZM229 40V41H228ZM23 41V42H22ZM24 41H25V43H24ZM93 42L92 44L90 43V42ZM94 41H96V43L94 42ZM111 41V42H110ZM163 41H164V43H163ZM178 41H179V43H178ZM181 41H182V43H181ZM204 41V42H203ZM127 42V43H126ZM130 42V43H129ZM170 42H171V44L172 45H169L170 44ZM184 42V43H183ZM203 42V43H202ZM31 43V44H30ZM37 43H38V45H37ZM78 43V45H76ZM89 43L91 44V45H89ZM95 43V44H94ZM151 43V44H150ZM165 43H168V44H165ZM174 43V44H173ZM188 43V44H187ZM200 43V44H199ZM207 43V44H208ZM221 43V42H220ZM220 43H218V44H220ZM225 43H223V44H225ZM1 44V43H0ZM47 44V43H46ZM121 44V45H120ZM138 44V45H137ZM139 44H140V47H139ZM176 44V45H175ZM178 44H179V48L178 47H176V46H178ZM180 44H181V46H184V48L183 47H181L180 46ZM184 44V45H183ZM199 44V45H198ZM222 44V43H221ZM28 45V46H27ZM64 44H61L60 46L62 47ZM113 45V46H112ZM118 45V46H117ZM127 45V46H126ZM147 46V48H145L146 46ZM174 45H175V47H174ZM239 45V46H238ZM41 46V47H40ZM78 46H80L79 48H78ZM85 46L87 47H89L90 48V50H91V52H90V54H91V56L89 55V53H87V51H89L88 49L89 48H85ZM126 46V47H125ZM132 46V47H131ZM144 46V47H143ZM148 46H150V49H149V47ZM186 46V47H185ZM202 46V47H201ZM17 47H18V49H17ZM40 48V49H36V48ZM76 47V48H75ZM172 47V48H171ZM180 47H181V49H180ZM11 50H10V49ZM79 49L78 51L76 50V49ZM81 48V49H80ZM125 48V49H124ZM128 48V49H127ZM143 48V50L144 51H147V52H144L143 50H141ZM170 48V49H169ZM174 48V49H173ZM20 49H21V51H20ZM72 49V50H71ZM92 49L94 50V51H96L95 52V54H99V55H102V50H101V52H99L100 51V49H98L99 51H97V50H95L94 49V47H92ZM127 49V50H126ZM172 49V50H171ZM177 50V51H174V50ZM218 49V48H217ZM5 50V51H4ZM19 50V51H18ZM107 50V49H106ZM121 50V51H120ZM125 50V51H124ZM181 50V51H180ZM186 50H189V51H186ZM191 50V51H190ZM24 51V52H23ZM130 51V52H129ZM170 51V52H169ZM26 52V53H25ZM29 52V53H28ZM82 52V53H81ZM98 52V53H97ZM125 52V53H124ZM134 52V53H133ZM139 52H141V53H139ZM144 52V53H143ZM181 52V53H180ZM184 52V53H183ZM186 52V53H185ZM40 53V54H41ZM122 53V54H121ZM145 53H147V55H143V54H145ZM152 53V54H151ZM171 53V54H170ZM178 53V54H177ZM30 54V55H29ZM56 54V55H55ZM87 54L89 55V56H87ZM168 54V55H167ZM119 55V56H118ZM138 55V56H137ZM179 55V56H178ZM184 55H186L185 57H184ZM188 55H190V56H188ZM193 55V56H192ZM35 56H37V57H35ZM43 56V55H42ZM72 56H74V54H72ZM82 56V57H81ZM85 56H86V58H85ZM122 56V57H121ZM123 56H125V57H123ZM158 56V57H157ZM183 58H182V57ZM227 56H229V57H227ZM29 57V58H28ZM41 56H39V58H40ZM63 57V58H62ZM83 57H84V59H83ZM98 57L100 58V59H98ZM131 57V58H130ZM226 57V58H225ZM37 58V59H36ZM55 58V59H54ZM192 58V59H191ZM200 58V57H199ZM33 59V60H32ZM54 59V60H53ZM57 59V60H56ZM62 59V60H61ZM116 59V58H115ZM129 61H128V60ZM132 59V60H131ZM185 61H184V60ZM187 59V60H186ZM189 59L191 60V61H189ZM5 60V61H4ZM67 63H69V65H70V68L73 70V73L75 74V71H74V69H76L77 68V70L76 71H78V73H81V71L83 72L84 70H86V72H88L89 73V75H92L91 76V78L89 77L88 78V81L84 84V85H82L79 89H76L78 92L77 93H73L72 94V92L71 91H65L64 89H63V87H62V85H60V84H58L57 86H54V87H52V86H47L46 84H47V82L50 80V79H53L54 77H56L57 75L58 76H60V75H62L63 73H66L65 72V69L67 70V72H69L68 71V65L67 64H65L66 62ZM81 60H82V62H81ZM90 60V61H89ZM104 60V61H103ZM141 60L143 61L144 60V62H145V64H144V62L143 63H141ZM179 60H181V61H179ZM182 60L184 61V62H182ZM199 60V61H198ZM55 61V62H54ZM70 61H72V62H70ZM128 61V62H127ZM139 61V62H138ZM201 61V62H200ZM211 61H213V62H211ZM26 62H28V63H26ZM47 62V63H46ZM53 62H54V64H53ZM74 62V63H73ZM76 62V63H75ZM86 62H89L88 64H85ZM120 62V61H119ZM124 62V63H123ZM130 62V63H129ZM151 62V63H150ZM182 62V63H181ZM186 62L188 63V64H186ZM193 62V63H192ZM201 63V65H200V63ZM230 62V63H229ZM14 63V62H13ZM29 63V64H30ZM80 63V64H79ZM92 63V64H91ZM97 63V64H96ZM103 63V64H102ZM120 63V64H121ZM176 63V64H175ZM178 63L180 64V65H178ZM185 63V64H184ZM191 63V64H190ZM196 63H197V65H196ZM215 63H217L216 65H217V67L214 65ZM228 63H229V65H228ZM28 64V65H29ZM96 64V65H95ZM202 64H204V65H202ZM219 64V65H218ZM63 65V66H62ZM102 67H100V66ZM103 65H105L106 67H104ZM185 65H187V67L185 66ZM190 65H193V66H190ZM64 66H66V68L64 67ZM80 66H81V68H80ZM190 66V67H189ZM202 66H204L205 68L203 69V67ZM211 67V68H209V67ZM219 66V67H218ZM223 66V67H222ZM230 66V67H229ZM50 67V68H49ZM126 67H127V65H126ZM176 67V68H175ZM193 67H194V69H193ZM202 67V68H201ZM208 67V68H207ZM213 67V68H212ZM74 68V69H73ZM84 68V69H83ZM98 68V70H96ZM99 68H101L100 70H99ZM186 68V69H185ZM196 68V69H195ZM197 68L199 69V71L197 70ZM217 68V69H216ZM229 68V69H228ZM110 69V70H109ZM134 69V70H133ZM207 69H209L208 71H212L213 69V72H208L209 73V76H211V78L209 77L208 79L206 78L205 80H201L202 78H201V73L202 72H204V71H207ZM223 69V70H222ZM226 69H228V70H226ZM51 70V71H50ZM148 70V71H147ZM150 70V71H149ZM222 70V71H221ZM43 71V72H42ZM94 71V72H93ZM95 71H97V72H95ZM143 71V72H142ZM152 71V72H151ZM179 71V72H178ZM197 71V72H196ZM29 72V71H28ZM27 72V73H28ZM41 72V73H40ZM45 72H46V74H45ZM62 72V73H61ZM85 72V71H84ZM107 72V73H106ZM139 72V73H138ZM199 72H201V73H199ZM245 74H244V73ZM246 72H247V74L249 75H247L246 74ZM77 73V72H76ZM109 73V74H108ZM138 75H137V74ZM166 73V74H165ZM183 73V74H182ZM214 73V74H213ZM241 74V76L242 77H244V75H247V82H246V76L244 77V79H241L242 77L240 76V74ZM242 73H243V75H242ZM252 73V74H251ZM33 74V75H32ZM37 74V75H36ZM60 74V75H59ZM112 75V77H111V75ZM200 74V76H198ZM217 74V75H216ZM255 74H257V72H255ZM254 74V75H255ZM35 75V76H34ZM53 75V76H52ZM109 75V76H108ZM146 75V76H145ZM215 75V76H214ZM223 75H225V76H223ZM230 75H232V76H230ZM238 75V76H237ZM108 76V77H107ZM167 76V77H166ZM197 76H198V78H199V80H198V78H197ZM220 76V77H219ZM234 76V77H233ZM241 78H240V77ZM250 76H251V79H248V78H250ZM38 77V78H37ZM158 77V78H157ZM183 77V78H182ZM223 77V78H222ZM237 79H236V78ZM8 78V79H7ZM28 79L27 81H25V79ZM107 78V79H106ZM144 78V80H143V82H144V84H146L145 83V81L146 82H148L147 84V87L145 86V85H143V87H144V89L142 90V84H143V82H142V79ZM162 78V79H161ZM186 78H190L189 80L188 79H186ZM196 78V79H195ZM213 78V79H212ZM225 78V79H224ZM227 78H231V79H228V81H230V82H228V81H226L225 82V80L227 79ZM253 78V79H252ZM22 79V80H21ZM24 79V80H23ZM37 79V80H36ZM102 79V80H101ZM104 79V80H103ZM106 79V80H105ZM146 79V80H145ZM236 79V80H235ZM256 79H258V78H256ZM11 80V81H10ZM34 80V81H33ZM46 80V81H45ZM175 80H176V82H175ZM198 80V81H197ZM221 80V81H220ZM224 80V81H223ZM242 80H245L244 82H246L245 84H247V85H245V84H243V83H240ZM63 81H64V79H63ZM173 81V82H172ZM205 81H207V82H205ZM248 81H251L250 82V85L248 84L249 82ZM253 81V82H252ZM6 82V83H5ZM25 84H24V83ZM36 82V83H35ZM43 82L45 83V84H43ZM118 82V83H117ZM136 82H138V84H140L139 82H142V84H140V85H138V87H137V84L136 85H134ZM174 82H175V84H174ZM192 84H191V83ZM238 82L240 83V85L238 84ZM259 82V81H258ZM14 83V84H13ZM226 83H228V84H226ZM251 83H253V84H251ZM35 84V85H34ZM103 84V85H102ZM206 84V85H205ZM235 84L236 85H238V86H240V87H238V88H235L234 86H235ZM4 85H6V87H4ZM38 85H39V87H38ZM125 86V85H129L128 87H131L130 88V90L128 91V92H131V93H129L130 95H133L135 92H137V93H135L132 97H135L134 98V101H133V98L131 97V96H129V95H123L122 93H121V86ZM211 85V86H210ZM245 87H244V86ZM253 85V86H252ZM30 86V87H29ZM105 86V87H104ZM133 86V87H132ZM135 86L137 87L136 89H134L133 90V88H135ZM151 86V87H150ZM206 87V88H204V87ZM207 86H209V87H207ZM247 86V87H246ZM248 86H249V88H248ZM140 87H142V88H140ZM241 87H242V89H241ZM53 88V89H52ZM57 88H58V90H57ZM62 89V91L63 92H61V89ZM148 88V89H149ZM167 88V89H166ZM181 90H180V89ZM189 88H190V90H189ZM193 88V89H192ZM254 88V91H252V89ZM7 89V90H6ZM47 89V90H46ZM60 89V90H59ZM127 89H129V88H126V90ZM131 89L133 90V91H131ZM141 89V90H140ZM172 89V90H171ZM186 89H187V91H186ZM204 89H206V90H204ZM232 89H234V90H232ZM241 89V90H240ZM3 90V91H2ZM80 90V91H79ZM104 90V91H103ZM150 89L149 90H147V91H151ZM177 90H175V92L177 91ZM5 91V92H4ZM24 91L26 92V93H24ZM65 91V92H64ZM85 91V92H84ZM106 91H107V93H106ZM135 91V92H134ZM161 91H162V93H161ZM171 91H173V92H171ZM260 91H262V92H260ZM59 92V93H58ZM101 92V93H100ZM153 92V91H152ZM159 92L158 93H156V94H159ZM206 92H205V94H206ZM253 92V93H252ZM256 92V94H254ZM260 92V93H259ZM6 93V94H5ZM66 93V94H65ZM71 93V94H70ZM133 93V94H132ZM259 93V94H258ZM262 93V94H261ZM2 94V95H1ZM28 94V95H27ZM79 94H80V96H79ZM117 94V95H116ZM136 94L137 95H139V96H137L136 97ZM159 94V95H160ZM175 94V93H174ZM253 94V95H252ZM260 94H261V96H260ZM4 95H6V96H4ZM64 95V96H63ZM70 95V96H69ZM22 96V97H21ZM60 96V97H59ZM63 96V97H62ZM128 96H129V98H128ZM161 96H163V95H161ZM165 96V95H164ZM167 96V97H168ZM171 96V95H170ZM259 96V97H258ZM83 97V98H82ZM219 97V98H218ZM23 99V100H21V99ZM118 98V99H117ZM130 98H132L131 99V101H130ZM136 98L137 99H139V98H141V99H139V102L138 101H135L136 100ZM206 98V99H205ZM3 99H5V100H3ZM143 99V100H142ZM221 99V100H220ZM16 100H18V102H16ZM106 102H105V101ZM202 100L203 101H205L204 103H202ZM207 100V101H206ZM3 101V102H2ZM102 101V102H101ZM107 101H110L109 103L107 102ZM144 102V106H142L141 108V110H144V109H148L149 108V106H151L148 110L149 111H147V110H144V111H146V113H144L143 114V112L141 113L140 111H139V107H140V105L141 104H138V103H141V102ZM105 102V103H104ZM133 102H135V103H133ZM192 102V103H191ZM212 102V103H211ZM220 102V103H219ZM221 102L223 103V104H221ZM14 103H16V104H14ZM112 103V104H111ZM195 103V104H194ZM208 103V104H207ZM243 103V104H242ZM251 103H253V102H251ZM103 104V105H102ZM137 104V105H136ZM20 105V106H19ZM21 105H22V107H21ZM96 105V106H95ZM131 105V106H130ZM200 105V106H199ZM15 106V107H14ZM111 106V107H110ZM17 107V108H16ZM19 107V108H18ZM109 107V108H108ZM130 107V108H129ZM146 107H148V108H146ZM171 107V108H172ZM219 109H217V108ZM132 108V109H131ZM255 108H259V106H256ZM13 109H14V111L16 112H14L13 111ZM16 109V110H15ZM20 109V110H19ZM112 111H111V110ZM122 109V110H121ZM19 110V111H18ZM21 110H22V112H21ZM26 110V111H25ZM106 110V111H105ZM120 110V111H119ZM125 110V111H124ZM136 110H138L137 112H136ZM218 110V111H217ZM223 110V111H222ZM18 111V112H17ZM154 111V112H153ZM174 112L175 114L173 115V112L170 114V112H169V115H168V113H166V115H164L165 117H169L170 115H172L173 117H174V120H176V119H178V113L179 112ZM212 111V112H211ZM226 113H225V112ZM109 112V113H108ZM128 112H129V114H128ZM149 112H153L152 113V115H151V113H149ZM208 112H209V114H208ZM210 112H211V114H210ZM17 113H19V114H17ZM137 113V114H136ZM161 113V114H160ZM232 113V114H231ZM123 114V115H122ZM140 114V115H139ZM146 114H148V115H146ZM246 114V116H250V113L249 112H246L245 113ZM245 114H243V112H242V116L244 115L245 116ZM142 115V116H141ZM168 115V116H167ZM199 116L201 115L200 114V112H199V114H198ZM227 115H229V116H227ZM147 116H148V118H147ZM253 116V115H252ZM252 116H250V117H252ZM126 117V118H125ZM131 117V118H130ZM206 117V116H205ZM228 118H225V119H228ZM135 120V121H134ZM166 120H169L170 121V123L171 122H173L174 120H173V118L170 120L169 118H167ZM165 120V121H166ZM230 120V119H229ZM104 121V122H103ZM221 120H219V121H217L216 120V123L217 122H220ZM155 122V124H153ZM14 123H15V125L17 126H15L14 125ZM142 123H144V124H142ZM160 123V124H159ZM151 124H152V126H154V128L153 127H151ZM14 125V126H13ZM120 125V126H119ZM160 125V126H159ZM157 126H159V127H157ZM28 127H30V130H27L26 128H28ZM174 127V126H173ZM116 128V129H115ZM122 128V129H121ZM155 128H159V130L158 129H155ZM160 128H161V130H160ZM29 129V128H28ZM32 129V130H31ZM106 129V130H105ZM261 129H262V131L264 130L263 128H259V130H258V132H256L255 133V136H254V140L255 141H257L258 139V142H261L260 144H262V143H264V131L263 132H261ZM151 130H153L154 132H152ZM165 130V132L162 134L161 133V131H164ZM25 131H28L27 133H24ZM260 131V132H259ZM85 132V133H84ZM87 132V133H86ZM89 132H90V134H89ZM132 132V133H131ZM180 131H175V133L177 134V133H179ZM135 135H137V137L138 138H136V136H134V134ZM28 134V135H27ZM84 134V135H83ZM87 134V135H86ZM76 135H78V136H76ZM134 137H133V136ZM17 136V137H16ZM19 136H20V138H19ZM22 136V137H21ZM133 138H132V137ZM69 137V138H68ZM18 138V139H17ZM25 138V139H24ZM27 138V139H26ZM101 139H103V141L101 140ZM181 142L184 140V142H187V143H189L190 141V143H195L194 141H192L190 138H184L183 139V137H181ZM186 139L188 140L189 139V141H186ZM11 140V141H10ZM21 140V141H20ZM85 140V142H87ZM138 142H137V141ZM45 141H47V142H45ZM53 141V142H52ZM88 141H90V140H88ZM102 141V142H101ZM166 141H167V143H166ZM243 143H242V142ZM21 142V143H20ZM91 142V141H90ZM94 142V141H93ZM92 142V143H93ZM101 142V143H100ZM26 143V144H25ZM47 143V144H46ZM58 143V144H57ZM65 143V144H64ZM87 143H89V142H87ZM118 143H119V145H118ZM183 143V142H182ZM241 143V145H238V144H240ZM16 144V145H15ZM18 144V145H17ZM21 144H25V145H27V146H31V147H27V149L28 148H30V150H24V147H25V149H26V146H23V147H20L21 146ZM30 144V145H29ZM124 144V145H123ZM137 144V145H136ZM42 145V146H41ZM62 145H64V146H62ZM109 145V146H108ZM144 145H146V148H145V146ZM155 145V146H154ZM237 145H238V147H239V149L240 150H233V148H235V147H237ZM246 145V146H245ZM263 145V144H262ZM9 146V147H8ZM49 146V147H48ZM56 146V147H55ZM71 146V147H70ZM86 145H83V148H84V150L83 151H85V149H90L91 148V150H89V151H85V152H88V153H91L92 154V150L93 149H95L94 147L92 148V147H90V146H87L86 148ZM113 146V147H112ZM121 146V147H120ZM141 146V147H140ZM142 146H144V147H142ZM148 146V147H147ZM169 146H171V148L169 147ZM245 146V147H244ZM23 148V150L25 151V152H27V154L28 155H24L23 154V150H21L20 148ZM35 147V148H34ZM68 147V148H67ZM73 147V148H72ZM241 147H243V149H241ZM263 147H264V145H263ZM7 148H9V149H7ZM13 148V149H12ZM15 148V149H14ZM17 148V149H16ZM32 148V149H31ZM82 148V149H83ZM104 148V147H103ZM140 148V149H139ZM20 150L21 152H17V150ZM45 149V150H44ZM54 149H55V151H54ZM60 149V150H59ZM154 149V150H153ZM156 149V150H155ZM169 149H170V151H169ZM2 150V151H1ZM7 150V151H6ZM11 150H12V152H11ZM14 150V151H13ZM39 150V151H38ZM200 150V151H199ZM117 151V152H116ZM146 151H148L147 153H146ZM165 151V152H164ZM174 151V153L173 154H171V152H173ZM231 151V152H230ZM9 152V153H8ZM15 152H17V153H15ZM119 152V153H118ZM122 152V153H121ZM124 152V153H123ZM126 152V153H125ZM151 153L150 155H151V158H153V159H151L150 157H146L145 155H147L148 156V153ZM166 153L167 152V155L166 156H169L171 159H174V160H177L176 161V164L175 165H170V164H168V162H166V160L165 159H163L162 157H160V154L161 153ZM190 152H192V153H190ZM199 152H201L200 154H199ZM203 152H204V154H203ZM212 154H211V153ZM229 152V153H228ZM11 153H14V154H11ZM21 153H22V155H21ZM31 153V154H30ZM37 153H38V155H37ZM122 155H121V154ZM186 153V154H185ZM205 153H207L208 155H206ZM20 154V155H19ZM70 154V155H69ZM121 156H120V155ZM169 154H171V155H174V157H172V156H170ZM191 154V155H190ZM193 154V155H192ZM219 154V155H218ZM11 155L13 156L14 155V157L12 158L11 157ZM18 155V156H17ZM119 155V156H118ZM185 155H188V158L187 157H185ZM196 155H198V156H196ZM223 155V156H222ZM20 156H22V157H20ZM32 156V157H33ZM55 156V157H54ZM69 156V157H68ZM176 156V157H175ZM189 156H190V158H189ZM192 156H195V157H192ZM224 156L225 157H227V158H225V159H223L224 158ZM3 157V158H2ZM16 157V158H15ZM17 157H18V159H17ZM19 157H20V160H19ZM31 157V156H30ZM60 157V158H59ZM192 157V158H191ZM52 158V159H51ZM64 158V159H63ZM161 158V159H160ZM194 158V159H193ZM213 158V159H212ZM221 158L223 159V160H221ZM17 159V161H15V160ZM47 159V160H46ZM50 159V160H49ZM60 159V160H59ZM99 159H102L101 157H99ZM149 159H151V161L149 160ZM192 159V160H191ZM196 159V160H195ZM247 159H248V161H247ZM63 160V161H62ZM67 160H68V162H67ZM71 160H73V161H71ZM102 160H106L104 157H103V159ZM145 160V161H144ZM159 160H160V163H159ZM162 160L164 161L163 163H162ZM187 160H189V161H187ZM191 160V161H190ZM218 160V161H217ZM242 161V162H240V161ZM1 161H3V162H1ZM18 161H19V164H17L18 163ZM70 161V162H69ZM151 163H149V162ZM153 161H155V163H153ZM253 163H252V162ZM13 162H15V166L16 167H14L13 166ZM17 162V163H16ZM21 162H22V164H21ZM133 162V163H132ZM147 162H148V164L149 165H147ZM180 162V163H179ZM183 162H184V164H183ZM185 162H188V163H191V165H186L185 164ZM229 162V163H228ZM235 162H236V164H235ZM141 163V164H140ZM155 164V165H154ZM158 164L159 165H161L160 167L158 166ZM166 164V165H165ZM193 164H195V165H193ZM13 167H12V166ZM20 167H19V166ZM70 165H71V167H70ZM149 166V167H147L146 168V166ZM237 165V166H236ZM247 165V166H246ZM9 166H11V167H9ZM137 168H136V167ZM156 166H158L157 168H156ZM225 166H226V168H228V169H225ZM246 168H245V167ZM166 167H163V168H165L166 169ZM249 169H248V168ZM15 170H14V169ZM151 168V169H150ZM156 168V169H155ZM169 168H167V169H169ZM196 168H197V170H196ZM203 170H202V169ZM231 168V169H230ZM3 169V170H2ZM18 169V170H17ZM63 169V170H62ZM141 169H143V170H141ZM149 169V170H148ZM153 169V170H152ZM198 169H200V170H198ZM223 169L225 170V171H223ZM243 169V170H242ZM253 169V170H252ZM2 170V171H1ZM218 170V172H216ZM228 170V171H227ZM229 170H232V171H229ZM245 170H247L246 172H245ZM156 171L155 172H152V173H150L151 174V176H154L155 174L157 175V173H156ZM236 171V170H235ZM249 171V172H248ZM253 171V172H252ZM68 172V171H67ZM66 172V173H67ZM107 172V173H106ZM108 172H110V173H108ZM146 172V173H145ZM160 172V171H159ZM158 172V173H159ZM212 172V171H211ZM248 173V174H243V173ZM20 175H19V174ZM250 173H252V174H250ZM10 176H9V175ZM82 175L84 174V173H81ZM107 174V175H106ZM110 174H111V176H110ZM139 174V175H138ZM141 174V175H140ZM153 174V175H152ZM178 174V175H179ZM214 174V173H213ZM220 174V175H221ZM4 176V177H2V176ZM15 175V176H14ZM229 175V176H228ZM234 175H236V176H234ZM246 175V176H245ZM17 176H18V178H17ZM20 176H22V177H20ZM114 178H113V177ZM139 176V177H138ZM232 176V177H231ZM8 177H10V178H8ZM16 177V178H15ZM51 177V178H50ZM58 177V178H57ZM141 177V178H140ZM234 177V178H233ZM15 178V179H14ZM139 178H140V180H139ZM219 178V177H218ZM250 178V179H249ZM109 179V180H108ZM112 179V180H111ZM235 179H238V180H240V182L239 181H237V182H239L238 183V185H236L237 184V182L235 181ZM244 179V181L243 182H241L242 180ZM247 179V180H246ZM17 180H18V182H17ZM24 180V181H23ZM103 180H104V182H103ZM123 180V181H122ZM132 180H134V182L132 181ZM144 180V179H143ZM253 181H254V179H252ZM27 183H26V182ZM52 181V182H51ZM115 181V182H114ZM20 182V183H19ZM25 182V183H24ZM120 182V184L118 185V183ZM127 182V183H126ZM232 182V183H231ZM22 183V184H21ZM114 183V184H113ZM117 183V184H116ZM124 185H122V184ZM231 183V184H230ZM241 183V184H240ZM242 183H243V185H242ZM20 184V185H19ZM24 184V185H23ZM10 185L7 187V188H9L10 189ZM30 185V186H29ZM112 185V186H111ZM121 185V188L120 187H118V186H120ZM126 185L128 186V187H126ZM135 187H134V186ZM218 185V184H217ZM232 185V186H231ZM243 186V187H239V186ZM245 185V186H244ZM253 185V186H252ZM109 186H111V187H109ZM236 186H237V188H236ZM117 187V188H116ZM129 187H130V189H129ZM138 187V188H137ZM254 187V188H253ZM35 188V189H34ZM112 188H113V190H112ZM211 188V187H210ZM214 188V187H213ZM212 188V192H214L215 190H216V188H214L213 189ZM241 190V189H244V190H242V191H239V189ZM111 189V190H110ZM120 189V190H119ZM122 189V190H121ZM139 189V190H138ZM247 189H250V190H247ZM110 190V191H109ZM125 192H124V191ZM229 190V191H228ZM40 192V194L38 193V192ZM114 191V192H113ZM137 191H139V192H137ZM209 191H211V189L209 190ZM228 191V192H227ZM235 191V193H232V192H234ZM120 194H119V193ZM34 193V194H33ZM153 192H151V194H152ZM228 193H231L230 195L228 194ZM32 194V195H31ZM116 194V195H115ZM161 194V195H160ZM164 194V195H163ZM222 194V195H221ZM228 194V195H227ZM239 194V195H238ZM247 194V195H246ZM110 195H112V196H110ZM121 195V196H120ZM126 195V196H125ZM142 195H143V197H142ZM145 195V196H144ZM163 195V196H162ZM244 195H245V197H244ZM137 196V197H136ZM139 196H140V198H141V203L144 205H142L139 201ZM158 196H160V197H158ZM137 198V200H136V198ZM158 197V198H157ZM162 197H164V199H165V197H168V202H167V199L166 200H163V198ZM226 199H225V198ZM228 197V198H227ZM234 197V198H233ZM118 198H119V200H118ZM125 198V199H124ZM129 198V199H128ZM153 198V199H154ZM160 198H162V199H160ZM31 199H33V200H31ZM44 199V200H43ZM109 199H111L112 201H110ZM122 199H124V201L122 200ZM223 199H224V201H223ZM235 200V201H231V200ZM121 200V201H120ZM152 200V199H151ZM159 200H160V202H159ZM232 202H230V201ZM44 201V202H43ZM110 201V202H109ZM157 201L159 202V203H161V205L159 204V203H157ZM166 201V202H165ZM172 201V203H170ZM228 201V202H227ZM113 202H115V203H113ZM117 202H122L123 204H124V206H121V205H119ZM135 202V203H134ZM139 202V203H138ZM227 202V203H226ZM145 203H148V205H146ZM170 203V204H169ZM176 203V205H174ZM46 204V205H45ZM141 204V205H140ZM156 204H157V206H156ZM158 204H159V206H158ZM172 204H173V209H172V207H170L169 205H171L172 206ZM165 205V206H164ZM231 205V206H230ZM48 206L50 207V205L48 204ZM128 206V207H127ZM132 206V207H131ZM154 206V207H153ZM49 207H48V210H49ZM130 207V208H129ZM163 207V208H162ZM176 207V208H175ZM182 209H181V208ZM233 207H234V209H233ZM40 208H38V209H40ZM126 208V209H125ZM152 208H153V210H152ZM158 208V209H157ZM181 209V211H180V209ZM46 211H45V210ZM156 209V210H155ZM180 211V213H179V211ZM184 209V210H183ZM152 210V211H151ZM183 210V211H182ZM233 210V211H232ZM45 211V212H44ZM153 211H155V213L153 212ZM170 211H172V212H170ZM173 211H175L174 213H173ZM151 212V213H150ZM157 212V213H156ZM181 212H182V214H181ZM55 213H57V215H58V212H55ZM160 215H159V214ZM172 213H173V215H172ZM185 213V214H184ZM230 213H228V214H230ZM235 213H233L234 215H235V217H233V218H231V216L228 218H226L225 217V220H223L222 221V226L221 227H223L222 228V230L224 229V227H227L228 225H229V227L227 228V229H225V231H223L222 232V230H221V236H217V237H223V238H230L228 235H229V233L231 232H234L236 229H235V226H234V224H236V225H238L239 224V222H240V215H238L237 213L235 214ZM158 214V215H157ZM181 214V215H180ZM184 214V215H183ZM61 217H63V219H65L64 218V216L66 217L67 215L69 216V217H66V219H67V224H71V225H68V226H70V227H72L71 229L73 230L74 228L76 229H78V232H80V233H78L76 230H74V234H71V236H70V233H67V232H65L64 230H62L63 228L61 227V230L62 231H64L65 232V234H64V232H62L61 230H60V233H62V234H64V235H62V234H60V233H58L59 235H61L62 237H67L69 240L71 239V240H73V241H83V239H85V237H86V239L85 240H87V238L88 239H90V238H92V236H91V233H90V230H89V228L87 229V227H85V226H83V227H81V223L83 224V222H81V223H78L77 221H75V220H78V219H74L72 216H70L68 213H66L64 216H63V214H59ZM169 215V216H168ZM176 215V216H175ZM177 215H179V216H177ZM237 215V216H236ZM50 217V219L48 218V217ZM55 216V215H54ZM174 216V217H173ZM170 217V218H169ZM171 217H172V219H171ZM177 217V218H176ZM237 217V218H236ZM239 217V218H238ZM72 218L74 219V221L72 220ZM231 218V219H230ZM234 218H236V219H234ZM65 219V220H66ZM71 219V220H70ZM182 219V220H181ZM224 219V218H223ZM232 219H234V222H232L233 220ZM239 219V220H238ZM176 220V221H175ZM238 220V224L236 223V221ZM79 222L80 221H82V220H78ZM168 221H169V223H168ZM225 221V222H224ZM256 220H254V222H255ZM75 222H76V224H75ZM224 222V223H223ZM227 222V223H226ZM181 223V224H180ZM185 223V224H184ZM188 223V224H187ZM232 223H233V226H231L232 225ZM255 223H257V222H255ZM52 224V228H54V227H57V228H54V229H51V227H49L50 225ZM170 224H172L173 226H170ZM184 224V225H183ZM224 224V225H223ZM73 225H74V227H73ZM84 225V224H83ZM189 225V227H190V225H192L190 228H188V227H185V226H188ZM58 226H60L59 228H58ZM76 226V227H75ZM79 226V227H78ZM36 227H38V225H35V228ZM48 227L50 228L49 230H47L48 229ZM81 227V228H80ZM177 227V228H176ZM233 229H235V230H232V228ZM84 229H86L88 232H87V234L86 233H84ZM174 229L175 230H177V231H175L174 232ZM186 229L188 230V231H186ZM192 230V233L193 234H191V230ZM209 229H211V231L209 230ZM230 229L232 230V231H230ZM41 230V231H42ZM86 230H85V232H86ZM76 231V232H75ZM173 233H172V232ZM181 231H183V232H181ZM193 231H195V232H197V233H195V232H193ZM178 232V233H177ZM186 232V233H185ZM229 232V233H228ZM50 233V234H49ZM78 233V234H77ZM175 233V234H174ZM177 233V234H176ZM182 233H185V234H182ZM209 233H210V236L211 237H213V238H211V237H209ZM224 235H223V234ZM81 234V235H80ZM179 234H181L180 236L182 237V239L179 237ZM196 234V235H195ZM212 234V235H211ZM77 235H79V236H77ZM83 235H86V236H83ZM172 235H174L173 237H172ZM178 235V237H175V236H177ZM186 235V237H184V239H183V236H185ZM69 236V237H68ZM83 236V237H82ZM88 236V237H87ZM100 236H102V235H94L93 234V240H91L90 242H95L96 241V239H97V237H98V240L97 241H100V239H101V241L102 240H104V241H100V242H98L97 243V241L95 242V244L93 245V248H95V251H94V249L93 248H91L90 250H86V252H87V254H88V256L90 257H93L94 258V260H93V258H91V260H92V262L93 263H95V264H106L107 262H112L111 260L113 259V261L115 262H112L113 264H118L119 262H121L123 259V257L121 256V254L120 253H116V255H118L117 257L115 256V255H113V253H111L109 250V247H108V245H107V242L105 241V239H103L104 237H100ZM169 236V237H168ZM191 236H192V238H191ZM225 236V237H224ZM77 237V238H76ZM90 237V238H89ZM195 237H199L200 239H197V238H195ZM79 238V239H78ZM83 238V239H82ZM194 238V239H193ZM263 237H262V235L261 236H259V240H263L262 239ZM82 239V240H81ZM207 241H206V240ZM217 239V240H216ZM233 239V238H232ZM180 240V241H179ZM193 240V241H192ZM198 240V241H197ZM203 240V241H202ZM210 240H212V241H210ZM215 240H216V242H215ZM219 240V241H218ZM228 240V239H227ZM172 241H174V242H172ZM185 241H187V242H185ZM199 241H201V242H199ZM214 241V242H213ZM225 241H226V239H225ZM229 241V240H228ZM104 242H105V244H106V247H105V244H104ZM178 242V243H177ZM182 242H183V244H182ZM192 242H193V244H192ZM198 242V243H197ZM212 242V243H211ZM218 242V243H217ZM220 242V243H219ZM96 243L98 244V246L96 245ZM100 243L102 244V245H100ZM200 243V244H199ZM204 245H203V244ZM211 243V244H210ZM187 244H189V245H187ZM214 246H213V245ZM96 245V246H95ZM181 245V246H180ZM185 245V246H184ZM201 245H203V246H201ZM207 245V246H206ZM217 245V247H215ZM101 248H100V247ZM104 246V247H103ZM182 247V248H181ZM189 248V251H187L186 249L187 248ZM191 247V248H190ZM205 247H206V249H205ZM207 247H208V249H207ZM214 247V248H213ZM108 248V249H107ZM178 248H181V249H178ZM210 248H213V250L212 249H210ZM92 249H93V251H92ZM97 249H98V251H100V250H102L103 252H101L100 251V253L99 252H97ZM105 249V250H104ZM184 249V250H183ZM202 249V250H201ZM204 249V250H203ZM106 250H108V251H106ZM180 250V251H179ZM213 252V254H212V252ZM106 251V252H105ZM210 251V252H209ZM105 252V254H104V256H106V257H108L110 254L111 255H113V256H109V259H111V260H105V259H107V258H104V260H103V256L101 255V254H103ZM208 252V253H207ZM92 253V254H91ZM96 253V254H95ZM106 253H108V254H106ZM176 253V252H175ZM217 253H219V255H217ZM237 253V254H236ZM115 254V253H114ZM203 254V255H202ZM211 254H212V256H211ZM215 254H216V256H215ZM233 254H234V257H233ZM100 255V256H99ZM99 256V257H98ZM102 256V257H101ZM186 256V255H185ZM213 256H215V257H217L218 256V259L217 258H215V257H213ZM222 256V257H221ZM239 258H241V259H238V257ZM113 257V258H112ZM122 257V258H121ZM182 257V258H181ZM225 257V259L223 260V258ZM118 258H120L119 260H118ZM178 258V259H177ZM231 258V259H230ZM236 258V259H235ZM101 259V260H100ZM122 259V260H121ZM175 259H171L172 261L171 262H173V260H175ZM183 259V261H181ZM221 259V260H220ZM243 259V260H242ZM116 260V261H115ZM95 261V262H94ZM98 261V262H97ZM249 261V262H248ZM118 262V263H117ZM123 263H121V264H128V263H126L125 262V260H123L122 261ZM178 262H176V264H178ZM183 262V263H182ZM169 263V262H168ZM173 263H175V262H173ZM120 264V263H119Z\"/></svg>","mask_w":264,"mask_h":264}]
</instances>
